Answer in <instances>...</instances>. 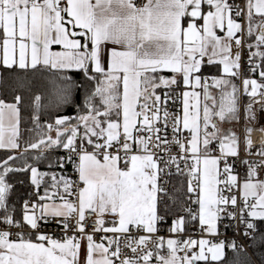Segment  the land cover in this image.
<instances>
[{
	"label": "snow or ice",
	"instance_id": "1",
	"mask_svg": "<svg viewBox=\"0 0 264 264\" xmlns=\"http://www.w3.org/2000/svg\"><path fill=\"white\" fill-rule=\"evenodd\" d=\"M0 70L51 73L49 104L75 112L41 124L34 95L21 152L23 96L0 98V264H254L226 260L247 256L235 238H211L233 228L264 247V0H0ZM242 96L237 133L223 125L240 121ZM53 149L61 174L29 163ZM13 174L27 199H13ZM53 222L59 238L43 230ZM190 223L199 238H184Z\"/></svg>",
	"mask_w": 264,
	"mask_h": 264
},
{
	"label": "trees",
	"instance_id": "2",
	"mask_svg": "<svg viewBox=\"0 0 264 264\" xmlns=\"http://www.w3.org/2000/svg\"><path fill=\"white\" fill-rule=\"evenodd\" d=\"M248 59V53L244 57V61H247ZM218 66H209L205 69L204 74L205 75H216L218 74L217 71ZM251 74V73H250ZM69 75H72L74 79L77 81H82L83 76L79 73H69ZM0 76L5 77L6 83H0V98H3L7 100L8 102H11L14 95H22L23 96V104H22V123H21V131H22V137H21V149L22 152L25 146V142L33 139L36 135V132L30 131L33 129L34 125L31 120V115L33 113V107H32V100L34 95H42V107L40 109L39 115H40V123L46 124L51 122L55 119V116L57 114L59 115H75V112L70 107H62V108H55L51 104H49L50 99V86L48 84V81L52 78L51 73L44 72V73H20L19 78H17L15 75H9L8 73H4L2 70H0ZM251 76H256L259 80L258 73L257 74H251ZM236 85H238V80L234 81ZM78 99H83V89L80 90L78 94ZM248 102L247 96L241 97V103L242 105H245ZM225 128H230L229 126H226ZM63 149H53L50 151H45L44 156L39 161H34L31 159V157L35 156L37 152L35 150H32L28 153L29 156V163H35L41 171H55L58 175L61 174V170L58 168L49 169L48 163L49 159L52 161H55L57 158L66 156L63 152ZM18 154V153H17ZM6 156V153L3 151H0V157ZM17 164L22 163V161H16ZM71 164L66 165L65 169L63 170L62 174L64 176L69 177L71 173ZM13 182L17 181H23V183H16V189H15V195L13 199L20 201L21 198L27 199L32 194V186L28 183L27 177L25 174H13L11 177ZM182 181L183 178L179 176H175L173 179L174 188L177 190L178 195H182ZM44 188L41 187L40 194H43ZM264 227V226H262ZM250 250H251V256L247 254L245 256V253H240L239 256L237 253L233 252L232 250H226V260L229 262L240 260L243 261L246 258H250L254 264H264V247H262L259 243H254L251 241L250 243Z\"/></svg>",
	"mask_w": 264,
	"mask_h": 264
},
{
	"label": "built area",
	"instance_id": "3",
	"mask_svg": "<svg viewBox=\"0 0 264 264\" xmlns=\"http://www.w3.org/2000/svg\"><path fill=\"white\" fill-rule=\"evenodd\" d=\"M139 2V0H138ZM249 102V101H248ZM247 102V103H248ZM246 103V104H247ZM245 104V105H246ZM169 109L173 112H178L180 110V103L179 101H176L175 104H173L172 102H169ZM256 114H257V121L254 122V126L256 128H264V110H261L259 105H256ZM242 116V114H241ZM246 123L242 121V117L240 119V121H238L236 123V131L237 133H240L244 127V124ZM257 134H259V138L257 141H253L255 147H259L260 142H261V133L259 131H256ZM65 155V151H62ZM241 155H245L243 152L241 153ZM253 159H255V157H253ZM71 166V173H70V178L73 180L78 179V175L75 171V166L74 165H70ZM236 171L243 176L244 174V166L240 165V163L237 161L236 163ZM176 175H173V177L171 178L170 181V187H174V183H173V179L175 178ZM192 207H195V205H192ZM171 223V217L168 219V223H164L161 224V231H160V235L167 237L169 235L168 233V226ZM225 224H227V220L224 221ZM44 231H46L49 235H55L57 238H59L62 235V230L57 227V225L55 224V222L50 223L46 228L43 229ZM187 235H193L194 238H199L201 233L199 232V226L196 223H190L188 225V232L185 235L184 238H186ZM209 238V237H206ZM227 238L226 242H229L231 239L235 238L237 240L238 244H243L246 248V253L248 255L251 256V250H250V243L251 240L242 237L241 235L237 234L236 231L233 228H228L225 229L223 227H221V235L219 237H212L211 239H225ZM97 240H99V235H97L96 237ZM226 250H231V249H226Z\"/></svg>",
	"mask_w": 264,
	"mask_h": 264
},
{
	"label": "rangeland",
	"instance_id": "4",
	"mask_svg": "<svg viewBox=\"0 0 264 264\" xmlns=\"http://www.w3.org/2000/svg\"><path fill=\"white\" fill-rule=\"evenodd\" d=\"M246 55L245 54H243V58L245 57ZM247 75V74H246ZM252 78H256V79H258L256 76H252ZM237 87H241V84H240V81L238 80V85H237ZM243 106L244 105H242V103H241V114H242V121L243 122H245V120L243 119ZM236 123L237 122H233V126L232 127H234L235 128V131H236Z\"/></svg>",
	"mask_w": 264,
	"mask_h": 264
},
{
	"label": "crops",
	"instance_id": "5",
	"mask_svg": "<svg viewBox=\"0 0 264 264\" xmlns=\"http://www.w3.org/2000/svg\"><path fill=\"white\" fill-rule=\"evenodd\" d=\"M248 53V50L247 49H245V51L243 52V54H247ZM243 54H242V56H243ZM244 59V58H243ZM219 67V66H218ZM247 75H251L250 73H246ZM216 75H219V72H218V74H216ZM207 76V75H206ZM226 126H229V127H232L233 126V122L232 123H225L224 125H223V127H226Z\"/></svg>",
	"mask_w": 264,
	"mask_h": 264
},
{
	"label": "bare ground",
	"instance_id": "6",
	"mask_svg": "<svg viewBox=\"0 0 264 264\" xmlns=\"http://www.w3.org/2000/svg\"><path fill=\"white\" fill-rule=\"evenodd\" d=\"M258 138H259V134H257L256 131L253 132V134H252V139H253V141H254V142L257 141Z\"/></svg>",
	"mask_w": 264,
	"mask_h": 264
}]
</instances>
